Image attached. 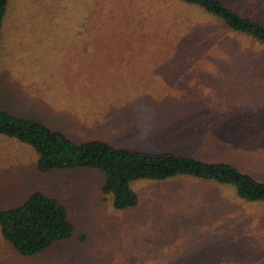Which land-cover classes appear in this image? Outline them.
<instances>
[{
	"label": "rangeland",
	"instance_id": "374dc122",
	"mask_svg": "<svg viewBox=\"0 0 264 264\" xmlns=\"http://www.w3.org/2000/svg\"><path fill=\"white\" fill-rule=\"evenodd\" d=\"M221 1L264 24V0ZM3 34L0 109L77 143L225 162L264 181V44L203 9L9 0ZM37 161L31 146L0 135V209L45 192L68 207L76 234L25 257L0 230V264H264V203L232 185L136 181L140 203L121 211L100 171L42 174Z\"/></svg>",
	"mask_w": 264,
	"mask_h": 264
},
{
	"label": "trees",
	"instance_id": "16d2710c",
	"mask_svg": "<svg viewBox=\"0 0 264 264\" xmlns=\"http://www.w3.org/2000/svg\"><path fill=\"white\" fill-rule=\"evenodd\" d=\"M181 1L203 9L230 30L264 44V24L244 17L221 0ZM8 3L9 0H0V55ZM0 135L31 146L38 155L37 169L42 174L75 169L100 171L105 176L103 193L113 197V206L117 210L134 208L140 203V196L132 188L134 182L165 181L178 176L232 185L242 200L264 203V181L229 163H210L174 153L136 152L96 138L77 143L40 121L6 110H0ZM0 230L5 243L25 257L40 255L76 234L68 207L41 191L33 193L20 206L0 209Z\"/></svg>",
	"mask_w": 264,
	"mask_h": 264
},
{
	"label": "crops",
	"instance_id": "0c3cea01",
	"mask_svg": "<svg viewBox=\"0 0 264 264\" xmlns=\"http://www.w3.org/2000/svg\"><path fill=\"white\" fill-rule=\"evenodd\" d=\"M170 60H172V59H170ZM175 66H176V64H174ZM148 68L150 67V66H147ZM0 110H2V109H0ZM7 111V110H6ZM10 112V111H9ZM26 118H28V117H26ZM31 119V118H30Z\"/></svg>",
	"mask_w": 264,
	"mask_h": 264
}]
</instances>
